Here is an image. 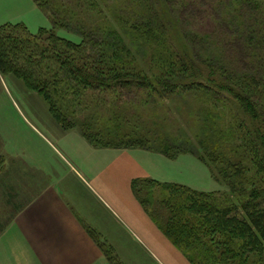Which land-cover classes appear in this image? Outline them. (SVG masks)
<instances>
[{"label":"trees","instance_id":"16d2710c","mask_svg":"<svg viewBox=\"0 0 264 264\" xmlns=\"http://www.w3.org/2000/svg\"><path fill=\"white\" fill-rule=\"evenodd\" d=\"M34 1L52 27L32 34L24 22L0 25V71L23 80L62 128L78 129L95 147L146 145L117 131L130 119L131 100L116 104L114 96L133 93L134 107L145 109V96L187 101L201 93L199 107L210 104L207 115L216 123L203 133L208 141L215 137L216 149L229 145L221 160L202 151L200 158H208L228 190L138 177L132 191L192 264H264V0H116L132 39L160 47L150 56L158 72L128 60L133 47L107 20L100 0ZM193 8H203L211 29L190 21ZM62 27L82 40L58 35ZM108 94L118 114L105 118L97 101L107 105ZM170 149L166 141L158 151L173 157ZM87 230L111 264H123L95 229Z\"/></svg>","mask_w":264,"mask_h":264},{"label":"rangeland","instance_id":"374dc122","mask_svg":"<svg viewBox=\"0 0 264 264\" xmlns=\"http://www.w3.org/2000/svg\"><path fill=\"white\" fill-rule=\"evenodd\" d=\"M32 1L35 3L34 0ZM100 1L105 9L107 20L121 33L127 44L133 47L132 52L128 54V60H134L137 67L148 68V72H158V65L151 62L150 56L153 50L160 47H151V43L144 38L134 41L132 39L134 34L122 27L121 22L126 23L128 17L124 15L126 18L124 21L117 15L121 8L116 4V0ZM35 5V8L30 2L26 5L24 0H0V25L5 22L23 20L10 23H26L32 34L37 33L40 27H52L47 14L36 3ZM108 5H111L114 12ZM202 10L203 8L196 13L193 8L190 21L194 22L200 30L211 29L212 26L207 27L208 16ZM56 33L75 42L82 40L80 34L67 28H57ZM116 97H118L116 104L123 105L125 101L131 100L130 119L124 121L123 128L117 131L123 130L127 134L130 133V136L142 139L146 143L145 147H95L78 129L73 128L91 146L99 149L147 152L151 156L165 158L168 161L169 164L155 165V169L161 168L163 177L169 182L181 181L178 183L205 191L228 190V185L215 177L208 158H200L202 151L204 155L221 160L224 157L223 154L227 153L226 146L229 145L216 149L212 146L216 141L215 137L212 136V139L208 141L203 133L206 130L205 126L208 129L216 123L207 115L209 111L207 109L212 108L210 104L199 107L204 101L201 93L194 94L192 99L187 101L179 98L165 101L145 96L148 99V102L143 99L147 105L145 109L134 107L132 103L138 96L133 93L123 92L120 96H114ZM105 98L108 101L107 105H104L102 99L97 101L99 113L101 112L100 114L105 118L116 116L118 113L111 110L112 96L108 94ZM227 111L223 117L229 121ZM71 130H65L55 120L48 103L40 94L30 90L25 82L15 75L0 71V236L3 235L4 228L14 221L23 204L30 201L32 197L46 194L52 190H48L52 187L69 189L71 192L74 189L77 190L79 179L75 172L79 171L78 159L79 153L81 154L79 151L83 141L71 133L67 134ZM205 133L210 134L209 131ZM166 141L173 147L169 152L173 154V157L158 151L160 147L166 146ZM181 149L184 152L179 154L178 151ZM254 174L256 172L252 170L251 178L255 177ZM59 183L61 186L58 185ZM10 235L6 234L4 238ZM9 242L12 243L10 238H7L6 243ZM107 247L113 249L108 243ZM10 254L8 250V258ZM8 264L30 263L24 261V258L15 256L14 262Z\"/></svg>","mask_w":264,"mask_h":264},{"label":"crops","instance_id":"0c3cea01","mask_svg":"<svg viewBox=\"0 0 264 264\" xmlns=\"http://www.w3.org/2000/svg\"><path fill=\"white\" fill-rule=\"evenodd\" d=\"M24 2L36 6L32 0ZM69 133L83 141L75 172L78 192L52 187L25 202L0 236V264L14 262L15 256L30 264H111L87 227L95 229L124 264H192L131 188L138 177L169 181L161 168L155 169L168 161L139 150L94 148L76 130ZM6 234L11 235L4 238ZM7 238L12 243L7 244Z\"/></svg>","mask_w":264,"mask_h":264}]
</instances>
